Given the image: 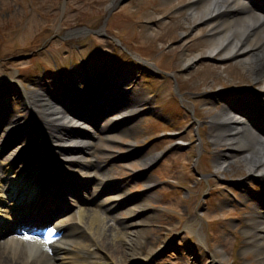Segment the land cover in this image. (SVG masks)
<instances>
[{
    "label": "bare ground",
    "instance_id": "obj_1",
    "mask_svg": "<svg viewBox=\"0 0 264 264\" xmlns=\"http://www.w3.org/2000/svg\"><path fill=\"white\" fill-rule=\"evenodd\" d=\"M227 5L231 9L230 11L226 10L222 15L210 17L214 12L223 7L225 8ZM185 7L188 11V18L195 23L198 22V25L196 24L197 26L193 27V34L196 35L198 33L200 26L204 25L207 27V32L209 33L207 42L208 55L233 58L244 70L249 72L252 80L259 81L264 86V16L257 10L240 4L238 0H194ZM242 38L245 41L238 46ZM194 58H183V66L193 64ZM24 95L28 98V103H30V96L31 98L33 97L34 105L33 103L32 105L37 108L38 113L41 115L40 120L42 123L40 125L51 131L49 138L54 148L50 145L49 148L52 151L55 150V157L66 159V163L81 161L82 151H86L90 146L88 139L77 135L82 132V129L79 128L80 126L88 127L84 120L66 112L60 107L58 102H55L52 98L47 99L40 92H35L34 94L24 92ZM214 95L219 97L221 101L225 99L223 101L224 104L245 111L243 108L237 107L235 103H229L223 93H215ZM69 96L73 98L72 95ZM56 98L59 99V96H56ZM116 117L117 120L133 118V116H127V114L123 113H118ZM116 117L111 116L104 120L106 128ZM18 121L19 119L12 114L8 106H4L0 117V135L7 136L8 129L13 126L19 127L20 131L23 123H18ZM213 121L211 129L216 137V142L223 143L227 147L226 152L224 151L216 156V169L226 171L235 164L242 166L248 173V177L263 178L264 136L252 130L244 116L226 107H221L216 111ZM8 125L10 127L7 129ZM106 137L108 138L105 139L107 141L106 146L117 138L116 134ZM17 150L18 147L11 149L10 154H15ZM152 160L153 156L150 154H146L139 159L142 166L148 165ZM60 164L64 166V163ZM0 195L3 196L2 193ZM145 207L142 203L137 204L129 211V215L134 216L139 213L138 211L145 209ZM4 217L8 218L7 215ZM149 218V216H146L136 221L133 220L129 225L125 226H129V230L124 229L119 235H116L131 252V257L136 255L133 251L141 242V235L145 232L143 228L137 226L143 224ZM78 219L81 220L80 217ZM248 220L251 222V226L248 229H260L256 230L254 235H250L248 240L251 241L250 247L255 248L257 255L262 258L260 264H264V218L253 213ZM89 221H91L89 229L98 234V241H102L105 229L99 216L91 214ZM71 242V239H63L60 244L64 245ZM2 245L4 247L2 246L1 248H3L6 256H2L3 252L0 249V258H2V262L7 264H24L34 258L41 249V245L37 240L31 237L25 238L24 236L10 237L3 241ZM81 246L83 247V245ZM74 255L77 256V253L73 254L70 251V254H60L58 257L62 259L64 264H67V261L63 260V258H72L70 262L74 264L76 262Z\"/></svg>",
    "mask_w": 264,
    "mask_h": 264
},
{
    "label": "rangeland",
    "instance_id": "obj_2",
    "mask_svg": "<svg viewBox=\"0 0 264 264\" xmlns=\"http://www.w3.org/2000/svg\"><path fill=\"white\" fill-rule=\"evenodd\" d=\"M110 1L0 0V59L8 58L4 61L0 60V79L8 75L9 71L13 72L14 68H18L23 75L40 70L42 53H46L45 50L48 48L59 47L60 41L58 40H61L62 35H66L77 27L101 26L99 24H102L107 15L104 10L108 8ZM184 6H180L176 10H165L160 14L153 12L154 8H152L148 15H141L139 12L135 15L130 12V8L120 5L112 10L118 12V26L115 31L125 40L132 42L133 47L137 46L139 50H150L152 55L164 50L162 63L167 69L181 67L183 58L195 56L199 50L203 53L207 47V37L197 36L198 38H195L196 35L189 34L193 24L191 20L185 21ZM83 9L85 10L82 12ZM162 14L166 16L163 19H158ZM144 20L147 23L144 24ZM205 31L203 27L199 34L202 35ZM83 35L85 34L77 33L71 36L77 38ZM51 38L58 40L53 42ZM187 44L190 45L187 47ZM40 45L45 47L38 49ZM61 46L64 44L61 43ZM43 48H45L44 51ZM34 49L37 50L33 52ZM34 54L37 56L36 59L32 58ZM148 54H150L149 51ZM6 61L8 62L4 67L2 63ZM9 61L14 63H9ZM212 69L215 70L212 72ZM175 72L181 80H186L183 81L185 88L192 90L203 85L206 87L220 82H230L232 79H240L244 82L246 80L244 74L239 73L238 63L235 61L223 66H213L208 61H201L187 67L180 74ZM155 83H150L149 87L153 88ZM170 84H172L171 79L167 80V86ZM167 92L169 91L167 90ZM204 106H208L209 111L211 110L209 103L205 102ZM216 106L218 105L216 104ZM155 127L156 125L151 123L146 130L153 132ZM136 140L140 142L141 136L138 135ZM169 161H172V158ZM136 167H138L136 164L130 166V168ZM237 170V167H234L226 173L230 174Z\"/></svg>",
    "mask_w": 264,
    "mask_h": 264
},
{
    "label": "snow or ice",
    "instance_id": "obj_3",
    "mask_svg": "<svg viewBox=\"0 0 264 264\" xmlns=\"http://www.w3.org/2000/svg\"><path fill=\"white\" fill-rule=\"evenodd\" d=\"M53 233H52V231L50 230L49 232H48V235L49 236H51Z\"/></svg>",
    "mask_w": 264,
    "mask_h": 264
}]
</instances>
